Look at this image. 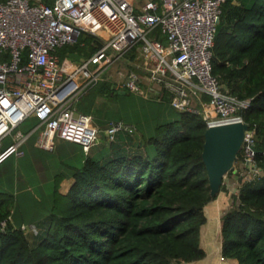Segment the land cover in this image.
Returning <instances> with one entry per match:
<instances>
[{
	"label": "trees",
	"instance_id": "16d2710c",
	"mask_svg": "<svg viewBox=\"0 0 264 264\" xmlns=\"http://www.w3.org/2000/svg\"><path fill=\"white\" fill-rule=\"evenodd\" d=\"M76 51L78 42L56 52L64 63ZM212 72L224 90L252 100L241 113L255 129L262 168L257 179L240 181L234 203L222 215L221 254L236 264H264V0H225ZM131 93L106 78L88 87L76 108L92 114L101 127L123 121L132 132L120 131L89 152L69 140H58L54 150L34 148L31 155L51 172L47 185L38 187V176L31 174L28 181L19 179L16 195L0 188V222H6L0 229V264H189L206 255L201 228L212 199L202 158L207 122L201 113L172 106L166 90L145 97L154 111L134 122L121 110ZM99 97L116 104L104 103L103 111ZM241 157L240 150L237 162ZM66 176L74 182L62 194L58 186ZM223 189L231 193L228 183Z\"/></svg>",
	"mask_w": 264,
	"mask_h": 264
},
{
	"label": "built area",
	"instance_id": "2783aa9c",
	"mask_svg": "<svg viewBox=\"0 0 264 264\" xmlns=\"http://www.w3.org/2000/svg\"><path fill=\"white\" fill-rule=\"evenodd\" d=\"M224 2L0 0V165L11 156L24 155L33 135L41 149L53 150L58 140H69L89 152L102 131L109 141L120 131L132 132L134 127L123 121L101 127L92 114L76 108L81 94L106 79L105 70L123 57L133 68L117 82L118 88L144 97H158L166 90L172 106L201 113L207 125L244 120L241 111L252 100L224 90L212 72ZM82 33L93 37L96 49L67 71L56 51L76 43ZM130 51L135 58L128 57ZM33 117L37 122L28 131L19 128ZM254 133V128L246 130L240 149L235 172L239 181L255 180L262 173ZM5 223L0 222V229ZM29 228L37 230L34 224Z\"/></svg>",
	"mask_w": 264,
	"mask_h": 264
},
{
	"label": "crops",
	"instance_id": "0c3cea01",
	"mask_svg": "<svg viewBox=\"0 0 264 264\" xmlns=\"http://www.w3.org/2000/svg\"><path fill=\"white\" fill-rule=\"evenodd\" d=\"M34 148H39V147H37L36 144H30V141L28 140V142L25 145L24 155L11 156V158L9 157L6 161H4L0 165V188H2L3 190H8L9 193L13 191L14 194L16 195L18 192L17 189L19 188L18 186L19 179L21 180V183L23 181L25 182V180L28 181L27 176H30L31 174L33 176L36 175L38 176L40 180L39 184H37L38 187L43 188V186L47 185V182H49V177L51 175V172H48V170L45 169L44 163L40 159H38L40 157L36 158L35 156L31 155V151L34 150ZM32 166H33V171H31L30 173V168ZM73 182H74L73 176H66L62 178L58 186L59 192L65 194L69 190ZM27 188L33 190L34 187L28 184ZM34 195L35 198L41 197V195L37 194L36 192H34ZM219 200H221V203L227 201L225 197L224 198L222 197ZM222 204L211 203V205H209V206H213L211 208V211L208 210V205H207L206 212L208 219L201 228V246L205 249L206 255L202 259L193 261L189 264H236L237 260L235 258H229V257H225L223 259L221 258V246H222L221 217L223 215V212L227 209V206L223 207ZM10 218L12 221H14L12 216H10ZM39 221L40 218H37L34 221H29V222L24 220L22 223H32V222L37 223Z\"/></svg>",
	"mask_w": 264,
	"mask_h": 264
},
{
	"label": "rangeland",
	"instance_id": "374dc122",
	"mask_svg": "<svg viewBox=\"0 0 264 264\" xmlns=\"http://www.w3.org/2000/svg\"><path fill=\"white\" fill-rule=\"evenodd\" d=\"M148 36L152 37L153 35L148 34ZM77 42H78V51L76 52H78L79 54L70 56L69 59L66 60V62L61 64L62 67H64V69L67 71L73 70L77 65L81 63L83 58L88 57L89 56L88 52L90 51L91 48L94 47L96 49V46L93 45V37L88 34L82 33ZM129 60L130 59L127 57L119 58L112 65H110V67H108L105 70L104 74L108 77L110 81L114 83V87L116 89H120V90L125 89V87L118 88L116 84L118 81H123L126 73L132 68L133 65L129 63ZM94 69L98 70V66H95ZM146 98H155V95L150 93ZM97 101H98L97 103L99 104V106L103 107V111L106 110L104 103L110 106H114V104H116L111 99H107L104 97H99ZM121 110L123 112L128 113L130 115V119H133L134 122L139 121V118L142 119L143 117L147 115H152L154 111L152 110V105L147 102L144 96H142L139 93H134V92L131 93L129 97H127L126 102L121 107ZM174 112L175 111L172 110V113ZM31 119L33 118L27 119L24 123H22L19 126V128H21L24 131H28L35 124V123L34 124L30 123ZM36 122H37V119H36ZM105 139H106L105 131H102L99 142L96 145H94L93 148L101 146ZM54 149H56V146ZM239 165H240V162H236V166L239 167ZM224 183H228V186L230 185L231 193L229 191H226L225 189H223L222 191L220 190L219 193L215 196V198H213L214 200L213 199L210 200V203L208 204V210L211 211V208L213 207V206H209L211 205V203L222 204L223 202L221 203V200H219L222 197L223 198L225 197L227 199V201H225L222 204L223 207L227 206V209H228L234 203L233 195H236V193L238 192L240 181L238 180L236 174L232 172L231 174H227L224 177ZM221 223H222V219H221Z\"/></svg>",
	"mask_w": 264,
	"mask_h": 264
},
{
	"label": "water",
	"instance_id": "95a60500",
	"mask_svg": "<svg viewBox=\"0 0 264 264\" xmlns=\"http://www.w3.org/2000/svg\"><path fill=\"white\" fill-rule=\"evenodd\" d=\"M247 129L249 124L244 120L207 125L202 158L208 173L212 199L219 193L224 177L230 172H236L238 153L246 142Z\"/></svg>",
	"mask_w": 264,
	"mask_h": 264
}]
</instances>
